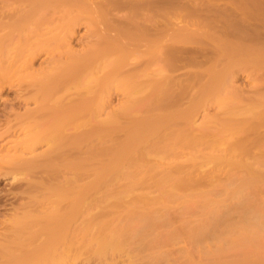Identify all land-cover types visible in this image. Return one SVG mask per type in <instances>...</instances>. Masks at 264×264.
Returning a JSON list of instances; mask_svg holds the SVG:
<instances>
[{
	"label": "rangeland",
	"instance_id": "374dc122",
	"mask_svg": "<svg viewBox=\"0 0 264 264\" xmlns=\"http://www.w3.org/2000/svg\"><path fill=\"white\" fill-rule=\"evenodd\" d=\"M44 1L0 0V233L18 207L81 200L78 264H264V0ZM48 67L74 70L53 96L79 113L53 152L25 144ZM109 234L120 250L92 259Z\"/></svg>",
	"mask_w": 264,
	"mask_h": 264
},
{
	"label": "bare ground",
	"instance_id": "6f19581e",
	"mask_svg": "<svg viewBox=\"0 0 264 264\" xmlns=\"http://www.w3.org/2000/svg\"><path fill=\"white\" fill-rule=\"evenodd\" d=\"M75 1V4H77L78 5V3H82L81 2V0H73V2ZM14 2V1H13ZM45 3H44V5H46V6H48V5H51L53 2H54V4L56 3L58 6H60V4L63 6L65 3H68V4H71V0H45L44 1ZM12 3V2H11ZM15 4V3H14ZM37 4V3H36ZM43 4V3H42ZM54 4H52L53 6H54ZM11 5V4H10ZM57 5H55L56 7H58ZM33 6H35V5H33ZM39 7V6H38ZM35 9V8H34ZM33 10V9H32ZM32 10H31V13L29 12V10L27 11V12H29L30 14H33L32 13ZM35 10H37V7H36V9ZM34 10V11H35ZM38 10H39V8H38ZM39 12V11H38ZM94 12V11H93ZM28 14V13H27ZM88 14H90V12L88 13ZM103 14H104V12H103ZM26 15V14H25ZM24 15V16H25ZM29 15V14H28ZM23 16V15H22ZM31 16V15H30ZM29 16V17H30ZM33 16V15H32ZM32 16H31V18H32ZM26 17V16H25ZM80 18V17H79ZM79 18L77 19H75V22L76 21H78L79 20ZM22 19L23 18H21L20 20H21V22L20 23H22L23 24V22H22ZM92 19V18H91ZM24 20H27V19H24ZM23 20V21H24ZM73 20H74V18H73ZM95 20V19H94ZM35 21V20H34ZM71 22V21H70ZM73 22V21H72ZM71 22V23H72ZM91 22V21H90ZM25 23H26V21H25ZM37 23V22H36ZM70 23V24H71ZM77 23V22H76ZM93 23H95V22H93ZM97 23V22H96ZM95 23V24H96ZM20 29V28H19ZM3 31H5V30H3ZM24 31V30H23ZM74 32V31H73ZM5 33V32H4ZM9 33H12V31L11 32H8V34ZM23 34L22 35H24L25 34V32H22ZM75 33V32H74ZM6 34H7V32H6ZM68 34H69V32H68ZM5 35V34H4ZM11 35V34H10ZM13 35V34H12ZM67 35V34H66ZM70 35V34H69ZM2 36V35H1ZM26 36V35H25ZM28 36V35H27ZM27 36H26V39H27ZM68 36V35H67ZM67 36H66V38H67ZM71 36H72V32H71ZM73 36H74V34H73ZM5 37H7V36H5ZM24 37V36H23ZM23 37H21V38H23ZM57 37V36H56ZM64 35H62V40H64ZM2 38L3 37H1L0 38V40H2ZM13 38V37H12ZM69 39V38H68ZM68 39L65 41V42H69L68 41ZM5 40H6V38H5ZM5 40H3V41H5ZM13 40H14V38H13ZM28 40H29V38H28ZM54 40V39H53ZM7 41V40H6ZM22 41V40H21ZM24 41V40H23ZM22 41V42H23ZM0 42H2V41H0ZM27 42V41H26ZM47 42L48 41H46V42H40L38 45H37V47L40 49V47H41V49H43V47L44 46H47L48 47V45H46L47 44ZM64 42V43H65ZM1 44V43H0ZM6 44V43H5ZM50 45V44H49ZM56 45V44H55ZM2 46V45H1ZM5 46V45H4ZM3 46V47H4ZM7 47H8V44L6 45ZM21 46V45H20ZM12 47V46H11ZM5 48V47H4ZM36 48V47H35ZM1 49H2V47H1ZM1 49H0V53L2 52L1 51ZM44 49H45V47H44ZM10 50V49H9ZM9 50H8V52H9ZM4 51V50H3ZM71 51H73V50H71ZM3 53V52H2ZM10 53V52H9ZM90 53V52H89ZM5 54V53H4ZM6 54H8L7 52H6ZM79 54V53H78ZM73 55H74V53H73ZM72 55V56H73ZM81 55V54H80ZM87 55H90V54H88L87 53ZM92 55V54H91ZM90 55V56H91ZM86 56V55H85ZM33 57V56H32ZM89 57V56H88ZM88 57H84L83 58V60L80 62V61H78L79 63H81V66H84V65H87L88 63H89V59L91 60V58H88ZM72 58V57H71ZM33 59V58H32ZM2 60V59H1ZM76 60V59H75ZM77 60H78V58H77ZM4 61V60H3ZM12 61V60H11ZM30 59H29V62H27V63H30ZM73 62L74 61H72L71 60V62L70 63H68V65L67 66H69V67H66V68H69L70 69V67H72V69H74V67L73 66H71L72 64H73ZM93 62V61H92ZM31 63H33V60L31 61ZM31 63H30V65H31ZM25 64V63H24ZM77 64V63H76ZM61 65V64H60ZM56 66H58V65H56ZM55 66V67H56ZM62 66V65H61ZM88 66H89V64H88ZM29 67V66H28ZM32 67V66H31ZM34 68V67H33ZM47 67H43V69H45V70H47L46 69ZM49 69H48V71H47V74L44 72V70H43V72H42V69L40 70L39 68H38V70H40L42 73H44L43 75L44 76H42V73H41V75L40 76H36L37 78H35L36 80V82H38V84H36V85H41L40 87H42V89H40V87L38 88V90L37 91H34L33 92V98L34 97H36V98H38L39 99V97L41 96L42 98H41V100H42V102L38 105V107H36L35 109H33V110H31L30 109V111H28L27 112V115H24V117L25 116H27V118H29L31 121H34L33 119H34V117L36 118V116H37V118H38V116L40 115L41 117L40 118H42V121H40L39 123L37 122H35L34 123V130H35V127H38V129H36L35 131L33 130L32 132H31V130H27V132L28 131H30L31 132V134L30 135H28V133H27V136H30V137H28L27 138V140L25 141L26 143V148L28 149L29 147V149H31V148H33V147H36V146H38V145H40L41 146V144L44 142V144H46L45 142H47V141H45V140H47V139H44V137L46 136V137H48V140H49V142L52 140V144H50L51 146H49L48 147V149L51 151L52 150V152L57 148V147H62L61 149H63V146H67V147H69L71 144H73V142L72 141H74V140H72L71 142H70V140H69V137H67L66 136V134L64 135L63 133V129L65 130L66 128L68 129L69 128V130H70V125H71V123L73 122V120H74V118H75V116L77 117V114L76 113H78L77 111H76V109H78L77 107H76V109H75V107H73L71 104V101L70 100H66L67 102H65L64 101V95H59L58 97H54L53 95L55 94V93H57L58 92V86L60 87V85L61 86H63L62 84H61V82H58V81H64V79L63 78H60V79H62V80H59V77L60 76H63L62 75V73H61V69L62 68H60V69H57L56 68V70H55V72H53V68H51V70H50V67H48ZM64 68V67H63ZM76 68V67H75ZM85 68V67H84ZM65 69V68H64ZM80 69V68H79ZM5 71H6V69H4ZM30 70V69H29ZM77 70H78V68H77ZM80 70H82V69H80ZM80 70H78V71H80ZM4 71V72H5ZM39 71V72H40ZM68 71V70H67ZM66 70H65V73L67 72ZM72 71V70H71ZM71 71H70V74L68 75V76H72L73 74H74V70H73V73L71 74ZM76 71V70H75ZM77 71V72H78ZM2 72V71H1ZM3 72V73H4ZM7 72V71H6ZM11 72V71H10ZM36 72V71H35ZM31 73V74H33L34 76H35V74L36 73ZM77 72H75V73H77ZM3 73H1L2 74V76H0L1 78L3 77V78H5V79H7V77L9 76V75H11V74H9V75H7V73H5V74H3ZM67 73H69V72H67ZM66 73V74H67ZM12 74H15V73H12ZM4 75H6L7 77H5ZM39 75V74H38ZM77 75V74H76ZM14 76V75H13ZM67 76V78L65 79L66 80V82H68V78H69V80H71V78L70 77H68ZM79 76V75H78ZM75 77V76H74ZM74 77H72V78H74ZM1 78H0V80H1ZM14 79V77H12V75H11V77H10V79ZM31 78V77H30ZM77 78V77H76ZM9 79V80H10ZM38 79V80H37ZM109 79V78H108ZM20 80V79H19ZM18 80V81H19ZM31 80V79H30ZM72 80H74V79H72ZM107 80V78L104 80V82ZM2 82L3 81H5L4 79L3 80H1ZM32 81V80H31ZM33 82L34 84L33 85H35V83L36 82ZM108 81H110V80H108ZM22 82V81H21ZM6 83V82H5ZM9 82H7V84H8ZM108 83V82H107ZM111 83V82H110ZM4 84V83H3ZM2 83H1V85H3ZM66 84V83H65ZM104 84V83H103ZM106 84V83H105ZM109 84V83H108ZM5 85V84H4ZM108 86V85H107ZM109 87V86H108ZM61 88V87H60ZM40 95V96H39ZM56 95V94H55ZM55 99H54V98ZM50 99H52L50 102L51 103H49L48 102V100H50ZM69 99V98H68ZM85 99V98H84ZM73 101V100H72ZM85 101V100H84ZM83 101V102H84ZM87 101V100H86ZM91 101V100H90ZM93 101V100H92ZM65 102V103H64ZM85 103V102H84ZM84 103H82V104H80L81 105V107L80 108H82V105H83V107H85L86 108V105H84ZM88 103V102H87ZM90 104V103H89ZM79 105V106H80ZM81 110V109H80ZM25 114V113H24ZM79 114V113H78ZM83 114V113H82ZM21 116H22V114H21ZM20 116V117H21ZM19 117V116H18ZM20 117H19V119H20ZM27 118H25V120L27 119ZM10 119V118H9ZM21 119H22V117H21ZM29 121V120H28ZM28 121H26V123L28 122ZM39 121V120H38ZM9 123V122H8ZM10 123H11V121H10ZM9 123V127L12 125V127H13V124H10ZM29 124H30V121L28 122ZM31 124H32V122H31ZM38 124V125H37ZM74 124H76V123H74ZM39 126H41V128L39 127ZM72 126H73V123H72ZM12 127H10V129H8V130H10L11 131V129H12ZM20 127V126H19ZM28 127V126H27ZM8 128V127H7ZM30 129H31V127H29ZM16 129V128H15ZM23 129V128H22ZM21 129V130H22ZM25 129V128H24ZM28 129V128H27ZM80 130V129H79ZM23 131V130H22ZM68 131V130H67ZM59 132V133H58ZM60 132H63L62 134L60 133ZM69 132V131H68ZM78 132V131H77ZM84 132V131H83ZM3 133V132H2ZM4 134V133H3ZM58 134H60V137L58 138V136H56L57 138H54L55 137V135H58ZM69 135H70V133H68ZM67 134V135H68ZM2 136V135H1ZM0 136V137H1ZM74 136V135H73ZM81 137H82V135H81ZM86 138V137H85ZM22 139V138H21ZM25 139H26V136H25ZM72 139V138H71ZM84 139V137H82V139L81 140H83ZM1 140V139H0ZM18 143V142H17ZM16 143V144H17ZM75 143V142H74ZM48 144V145H49ZM75 145V144H74ZM74 145H71V146H74ZM18 146V145H17ZM21 146H23V144L21 145ZM70 146V147H71ZM24 147H25V145H24ZM39 147V146H38ZM46 147V146H45ZM66 147V148H67ZM18 148V147H17ZM76 148V147H75ZM85 148V147H84ZM47 149V150H48ZM67 150V149H66ZM65 150V151H66ZM29 151V150H28ZM55 154V153H54ZM59 154V153H58ZM39 155V154H38ZM45 155H46V152H45ZM44 155V156H45ZM53 155V154H52ZM60 155V154H59ZM26 156V155H25ZM58 156V155H57ZM65 156V155H64ZM40 157H41V155H40ZM39 157V158H40ZM48 157L49 158H51L52 159V156H49L48 155ZM60 157H61V155H60ZM38 157H35V158H29L30 160L32 159V163L35 161V163H36V160L38 161V159H37ZM42 158V157H41ZM44 158V157H43ZM55 158V157H54ZM66 158H68V157H66ZM4 159V158H3ZM7 159V158H6ZM15 159V158H14ZM21 159V158H20ZM27 159V158H26ZM60 159V158H59ZM69 159V158H68ZM12 160V159H11ZM19 160V159H18ZM22 160H23V158H22ZM34 160V161H33ZM54 160V159H53ZM61 160V159H60ZM66 160V159H65ZM13 161V160H12ZM11 161V162H12ZM17 161V160H16ZM46 161H49L48 159H46ZM57 161H59V160H56V162ZM22 162V161H21ZM21 162H19V163H21ZM23 162H27L28 164H29V160L27 159L26 161H23ZM22 162V163H23ZM41 162H43V161H41ZM52 162H55V160L54 161H52ZM62 162V161H61ZM32 163H30V165L32 166V165H34V164H32ZM38 163H40V160H39V162ZM59 163H60V161H59ZM66 163V162H65ZM13 164V163H12ZM24 164V163H23ZM22 164V165H23ZM26 164V163H25ZM24 164V165H25ZM43 164V163H42ZM50 164H51V162H50ZM55 164V163H54ZM37 165V164H36ZM71 165H73V164H71ZM14 166V165H13ZM12 166V167H13ZM31 166H29V165H27V167L29 168H31ZM44 166H46V165H44ZM60 165H58V167H59ZM16 167V166H15ZM15 167H14V169H15ZM17 167H19L18 165H17ZM20 167H23V166H21V164H20ZM26 167V166H25ZM39 167V166H38ZM37 167V168H38ZM57 167V166H56ZM67 167V166H66ZM24 168V167H23ZM49 168H52V167H49ZM61 168V167H60ZM19 169V168H18ZM33 169H35V168H33ZM55 169V168H54ZM18 171V170H17ZM30 171H32V170H30ZM26 172H27V170H26ZM38 176V175H37ZM42 176H44V175H42ZM31 177V176H30ZM37 178V177H36ZM42 178V177H41ZM44 178V177H43ZM34 179V178H33ZM37 179H35V181H36ZM39 180V179H38ZM37 180V181H38ZM28 181V180H27ZM41 181V180H40ZM29 182H31L30 180H29ZM33 182V181H32ZM31 182V183H32ZM30 183V184H31ZM40 183V182H39ZM42 183H43V181H42ZM33 184V183H32ZM29 186V185H28ZM44 186V185H43ZM34 187H36V186H34ZM42 187V186H41ZM28 188V187H27ZM39 188V187H38ZM34 190V189H33ZM39 190V189H38ZM43 190V189H42ZM27 193V192H26ZM37 193V192H36ZM29 194H32L30 197H32L34 194L33 193H29ZM37 195V194H36ZM28 196V195H27ZM35 197H37V196H34V198ZM34 198H32L33 200H34ZM39 198V197H38ZM30 199V198H29ZM31 199V200H32ZM37 200V199H36ZM39 201H40V199H39ZM38 201V202H39ZM45 201V200H44ZM80 202H81V200H79ZM79 201H75V202H73L72 204H71V202H70V204L68 205V203H67V207L65 208V207H61V205L63 204L64 205V203H59L60 204V207H59V205H58V207H54V205H55V201L53 200H50L49 202H50V204H54V205H51V208L50 209H48V207H44L42 210H38V209H34L33 208V206L31 207L30 205H28V206H24V207H22V208H24V209H22V208H20V207H18V208H16V210H14V215H15V218L13 217L12 219L14 220V221H10L9 219H6V221L7 220H9L10 221V223L12 224L11 225V227L9 228H7L6 230H8V231H5L4 233H0V264H78L79 263V261L81 260L80 258H82V261H83V257L82 256H84V254H86V251H88L87 250V244H88V242H86L87 241V237H90L89 235H86V233H87V231H89L86 227V232H84L85 234H83V238L82 239H80L79 237H78V235L77 234H79V233H77V234H73V233H71L72 231H73V228H72V225H73V223H74V221H75V219L77 218V209L80 207V203H79ZM63 202V201H62ZM22 203V202H21ZM41 203V202H40ZM46 203V202H45ZM57 203V202H56ZM26 204H28V203H26ZM42 204V203H41ZM22 206H23V204H21ZM25 205V204H24ZM33 205V204H32ZM56 206V205H55ZM64 206H66V205H64ZM37 207V206H36ZM40 208V207H39ZM85 209V208H84ZM80 211V210H79ZM85 211V210H84ZM85 213V212H84ZM78 214L80 215V213L78 212ZM84 216H85V214H84ZM6 218V217H5ZM8 218V217H7ZM2 219H4V218H2ZM9 221H7L6 223H7V225H9L8 223H9ZM80 221V220H79ZM84 223H85V221H84ZM87 223V222H86ZM86 223H85V225H86ZM83 224V223H82ZM6 225V224H5ZM6 225V226H7ZM81 225V224H80ZM10 226V225H9ZM83 226H84V224H83ZM2 227V226H1ZM35 227V228H34ZM79 227V226H78ZM82 227V226H81ZM80 227V228H81ZM88 227V226H87ZM3 228V227H2ZM34 228V229H33ZM72 228V229H71ZM76 228V227H75ZM74 228V230H78V229H80V228H76L75 229ZM4 229V228H3ZM3 229H0V230H2L3 231ZM82 229V228H81ZM72 230V231H71ZM77 230H76V232H77ZM83 231V230H82ZM78 232H80L79 230H78ZM80 234H81V232H80ZM89 234V233H88ZM110 235V234H109ZM107 236V235H105L104 236V238H102V239H100V240H95L94 238V240L93 241H96L95 243H97V241H99L98 243H97V246H95V245H93L94 247H96V250L94 251V249L92 248V255L94 254V253H96V255H98L97 257H94V258H92V259H95V258H99L100 256L99 255H101L102 257V260H103V256L104 255H106V253H107V250L109 249V251H110V248L112 247V246H115V249H118L119 248V250H120V239H115V237L113 236V235H115V234H111L110 236ZM80 236V235H79ZM86 236V237H85ZM96 236V235H95ZM98 236V235H97ZM102 236V235H101ZM100 236V237H101ZM107 236V237H106ZM120 236V235H119ZM99 237V236H98ZM90 239V238H89ZM98 239V238H97ZM91 242V241H90ZM90 242H89V244L88 245H90ZM92 247V245L90 246V248ZM89 248V247H88ZM112 249V248H111ZM91 251V250H90ZM93 251H94V253H93ZM109 251H108V253H107V257H108V254H110L109 253ZM111 252V251H110ZM91 256V255H90ZM85 257V256H84ZM87 257V256H86ZM106 257V258H107ZM106 258H105V260H106ZM80 259V260H79ZM100 259V258H99ZM84 261H85V259H84ZM89 261H90V259H87V264H89ZM101 261V260H100ZM91 262V261H90ZM85 263V264H86ZM106 263V262H105ZM82 264V263H81ZM104 264V263H103ZM106 264H108V263H106Z\"/></svg>",
	"mask_w": 264,
	"mask_h": 264
}]
</instances>
